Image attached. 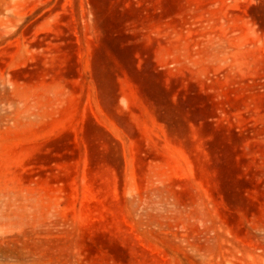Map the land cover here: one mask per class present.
<instances>
[{"label":"rangeland","instance_id":"obj_1","mask_svg":"<svg viewBox=\"0 0 264 264\" xmlns=\"http://www.w3.org/2000/svg\"><path fill=\"white\" fill-rule=\"evenodd\" d=\"M0 264H264V0H0Z\"/></svg>","mask_w":264,"mask_h":264}]
</instances>
